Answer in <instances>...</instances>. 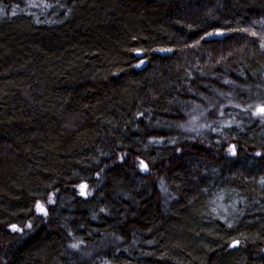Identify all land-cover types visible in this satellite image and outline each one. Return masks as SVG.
I'll return each mask as SVG.
<instances>
[{
	"label": "trees",
	"instance_id": "trees-1",
	"mask_svg": "<svg viewBox=\"0 0 264 264\" xmlns=\"http://www.w3.org/2000/svg\"><path fill=\"white\" fill-rule=\"evenodd\" d=\"M263 24L264 0H0V264H264Z\"/></svg>",
	"mask_w": 264,
	"mask_h": 264
},
{
	"label": "water",
	"instance_id": "water-1",
	"mask_svg": "<svg viewBox=\"0 0 264 264\" xmlns=\"http://www.w3.org/2000/svg\"><path fill=\"white\" fill-rule=\"evenodd\" d=\"M226 35H227L226 32H223V31H217V32H215V33H212V34L208 35V36L206 37V39H208V40L213 39V38H220V39H221V38H224ZM135 55L137 56V58H139V61H138L137 64L135 65V68H136V69H139V70L145 68V67L147 66V64H148V59L145 57V53H144V51H142V50H137V51L135 52ZM262 108H264V105H259V106H258V111H260ZM238 244H239L238 241H235V242L233 243L234 246H237Z\"/></svg>",
	"mask_w": 264,
	"mask_h": 264
},
{
	"label": "rangeland",
	"instance_id": "rangeland-1",
	"mask_svg": "<svg viewBox=\"0 0 264 264\" xmlns=\"http://www.w3.org/2000/svg\"><path fill=\"white\" fill-rule=\"evenodd\" d=\"M255 32H256L257 36L261 39L262 44L264 45V24L261 25V27L258 28ZM260 104H263V103H259L258 105H260ZM258 113H261V112L258 111ZM85 188H86V186L84 184L79 187L81 194H85L86 193ZM52 200H53V197H52ZM222 206H223L222 210L224 212H226V213H231L232 214V212L235 211V208L231 204H227L225 206L222 205ZM37 211L38 212H45V208L41 204H38Z\"/></svg>",
	"mask_w": 264,
	"mask_h": 264
},
{
	"label": "snow or ice",
	"instance_id": "snow-or-ice-1",
	"mask_svg": "<svg viewBox=\"0 0 264 264\" xmlns=\"http://www.w3.org/2000/svg\"><path fill=\"white\" fill-rule=\"evenodd\" d=\"M260 112H261V114H264V108H262V109L260 110ZM14 230H16L15 227H14Z\"/></svg>",
	"mask_w": 264,
	"mask_h": 264
}]
</instances>
